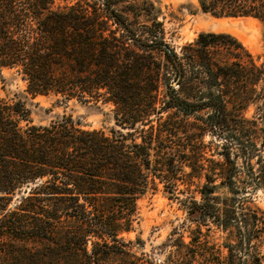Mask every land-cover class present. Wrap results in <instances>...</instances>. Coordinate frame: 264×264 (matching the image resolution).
Returning <instances> with one entry per match:
<instances>
[{"label":"trees","instance_id":"trees-1","mask_svg":"<svg viewBox=\"0 0 264 264\" xmlns=\"http://www.w3.org/2000/svg\"><path fill=\"white\" fill-rule=\"evenodd\" d=\"M119 1L0 0V69L14 68L32 97L111 103L114 122L85 128L63 114L35 124L23 100L0 98V264H190L193 252H219L202 236L209 222L232 240L221 264L233 252L264 264V212L250 203L264 190V60L228 32L201 31L176 51L159 21L137 33ZM197 3L264 21V0ZM249 102L262 124L241 114ZM206 131L224 135L221 160L204 158ZM156 180L176 199L184 185V220L196 224L187 241L174 227L158 262L122 235Z\"/></svg>","mask_w":264,"mask_h":264},{"label":"rangeland","instance_id":"rangeland-1","mask_svg":"<svg viewBox=\"0 0 264 264\" xmlns=\"http://www.w3.org/2000/svg\"><path fill=\"white\" fill-rule=\"evenodd\" d=\"M75 0H57L60 4L71 3ZM95 1L100 4L101 0ZM114 9L124 16L132 19V28L140 33L143 24H151V20L159 21L164 40L176 51L184 43L194 40L201 31L228 32L235 36L242 45L253 55L257 63L264 60V21L253 16H214L209 12L202 11L197 0H122L112 5ZM154 17V18H152ZM263 83H261L262 85ZM0 98L8 101L21 99L29 109L28 117L35 124H47L50 120L57 119L61 115H70L73 120L79 121L85 128L107 129L114 126L111 116V103H94L93 100L83 101L76 97L62 100L60 96L54 94L30 96L25 91V81L14 68L3 67L0 69ZM58 98V99H57ZM203 113V112H201ZM259 113L258 103L249 102L242 110L241 114L247 118H257ZM21 125L25 120L20 121ZM116 127V126H115ZM224 135L215 136L212 132L206 131L202 136L204 144V158L221 160V150L224 143ZM232 153L235 148L231 149ZM233 155V154H232ZM235 157V156H234ZM254 159L251 160L253 162ZM206 165L208 162L203 161ZM236 163L241 165V158H236ZM190 168L182 166V171L186 172ZM156 189L148 190L144 196L137 200L138 218L132 224L133 228L122 235L126 239L135 241L132 249L139 253L144 251L151 256V259L158 262L164 260L166 253L160 249V244L169 236L175 227L183 234L184 240H188V228L195 227V223L185 221V207L181 199H189V194L179 192L184 185L177 183V188L173 197L167 192L161 182L156 180ZM195 183L197 180L195 179ZM190 195L199 199V194L191 187ZM222 189L217 193L221 196ZM251 205L257 206L264 212V190L256 188L250 194ZM202 236L209 244H214L219 252H193L194 259L190 264H221V260L226 256V250L221 246L222 242L232 241L227 232L222 231L213 223L208 226L200 224ZM257 250L264 254V241L257 246ZM235 255L234 264L241 263L242 252H233ZM244 257V256H243Z\"/></svg>","mask_w":264,"mask_h":264}]
</instances>
